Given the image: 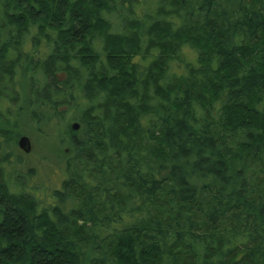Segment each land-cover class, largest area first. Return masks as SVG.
Wrapping results in <instances>:
<instances>
[{
  "label": "trees",
  "instance_id": "16d2710c",
  "mask_svg": "<svg viewBox=\"0 0 264 264\" xmlns=\"http://www.w3.org/2000/svg\"><path fill=\"white\" fill-rule=\"evenodd\" d=\"M0 105V264H264V0H0Z\"/></svg>",
  "mask_w": 264,
  "mask_h": 264
},
{
  "label": "rangeland",
  "instance_id": "374dc122",
  "mask_svg": "<svg viewBox=\"0 0 264 264\" xmlns=\"http://www.w3.org/2000/svg\"><path fill=\"white\" fill-rule=\"evenodd\" d=\"M114 24V17L109 16ZM18 101L15 103L11 102V108L14 109ZM5 107L0 105V131L4 132V138L0 142V148L9 149L10 143L14 147L17 146V141L20 136H27L30 141V152L28 157L26 158L30 163L37 164L38 162L43 163L42 161L48 160L49 162L57 163V159H55V146L54 142L57 137V131L49 130L47 137L43 136V133H39L35 127H31L27 125L22 117H19V110L14 111L13 114L5 111ZM69 120L66 121L65 126H70L71 117L69 116ZM70 122V123H69ZM63 127V126H62ZM71 128V127H70ZM46 134V133H45ZM57 156V155H56Z\"/></svg>",
  "mask_w": 264,
  "mask_h": 264
},
{
  "label": "water",
  "instance_id": "95a60500",
  "mask_svg": "<svg viewBox=\"0 0 264 264\" xmlns=\"http://www.w3.org/2000/svg\"><path fill=\"white\" fill-rule=\"evenodd\" d=\"M70 127L72 130H77L79 128V123L77 121H73L71 122ZM17 146L25 153H29L31 148L29 138L25 135L20 136L17 141Z\"/></svg>",
  "mask_w": 264,
  "mask_h": 264
},
{
  "label": "flooded vegetation",
  "instance_id": "af4514ba",
  "mask_svg": "<svg viewBox=\"0 0 264 264\" xmlns=\"http://www.w3.org/2000/svg\"><path fill=\"white\" fill-rule=\"evenodd\" d=\"M27 154H29V153H27Z\"/></svg>",
  "mask_w": 264,
  "mask_h": 264
}]
</instances>
